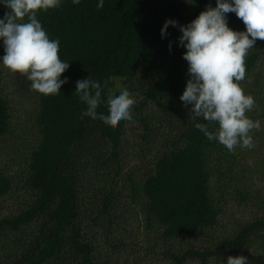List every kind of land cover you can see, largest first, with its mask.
<instances>
[{"label":"trees","instance_id":"obj_1","mask_svg":"<svg viewBox=\"0 0 264 264\" xmlns=\"http://www.w3.org/2000/svg\"><path fill=\"white\" fill-rule=\"evenodd\" d=\"M97 3L63 0L59 9L38 13L50 38L61 41V59L70 63L61 78H69V83L56 96L35 92V116L20 125L23 132L35 130L37 143L24 142L28 153L15 147L12 161L0 165V264H140L139 259L130 262L139 244L129 246L111 234L117 204L127 190L119 185L126 187L127 182L132 184V205L141 209L136 208L151 235V248H143L148 256L160 250L162 264H223L230 255L250 260L247 254L254 249L261 254H254L251 264L264 262V217L239 225L231 235L221 227L222 204L229 200L233 184L241 204L251 203L264 214V188L256 191L248 184L253 174L264 180V162L257 149L238 146L230 152L196 129V123L207 122L191 120V106L180 100L190 79L183 59L186 49L178 41L182 33L169 26L168 36L161 37L168 19L187 25L209 4L215 7L216 0H105L101 10ZM6 11L0 5V17ZM228 19L231 28L246 31L235 13ZM263 57L264 41L258 40L246 57L245 80ZM89 76L101 82L105 100L121 88L135 97L132 119L143 130L141 152L154 156V171L146 177L133 182V172L128 177L124 172L128 121L113 127L99 119H81L86 105L75 94L76 81ZM256 96V111L247 114L260 127L250 135L264 145L258 138L264 137V90ZM11 99L1 87L0 139L15 134L20 103ZM98 113L107 115V107L101 105ZM218 127L209 124L210 130ZM18 157L26 166L22 172L11 167ZM252 159L255 166L248 164ZM85 178L91 180L88 187H83ZM16 193L28 198L21 196L16 209L7 213L4 202ZM102 222L111 229L106 244L114 254L131 251L125 262L101 250L97 228ZM193 237L204 244L197 247Z\"/></svg>","mask_w":264,"mask_h":264},{"label":"clouds","instance_id":"obj_2","mask_svg":"<svg viewBox=\"0 0 264 264\" xmlns=\"http://www.w3.org/2000/svg\"><path fill=\"white\" fill-rule=\"evenodd\" d=\"M190 2V0H189ZM63 0H0L9 11L0 17V41L4 55L0 65L30 81L31 90L44 96H56L69 78H61L70 63L61 59V41L51 39L38 19V13L59 9ZM79 5L81 0H72ZM105 0H98L97 9L104 8ZM235 13L246 27L237 31L229 26L228 14ZM169 26L178 27L182 35L179 45L184 47L183 59L188 63L186 88L180 96L189 109L191 120L209 141H218L228 151L236 147H255L250 132L260 127L247 113L255 106V98L241 86L246 79V57L257 41H264V0H216L187 25L168 19L161 29V37L168 36ZM170 44V50H171ZM99 80L88 78L76 81L75 94L86 109L81 119H99L106 125L117 126L121 121L132 120L135 97L126 88L105 100ZM101 105L107 115L98 113ZM202 118V119H199ZM209 124H218L210 130ZM227 264H247L243 255L229 256Z\"/></svg>","mask_w":264,"mask_h":264},{"label":"rangeland","instance_id":"obj_3","mask_svg":"<svg viewBox=\"0 0 264 264\" xmlns=\"http://www.w3.org/2000/svg\"><path fill=\"white\" fill-rule=\"evenodd\" d=\"M2 57V55H0ZM261 80V84H258L257 80ZM30 81L26 79V77L20 75V74H14L7 68L0 65V88L3 87L9 95H11L12 99L18 103H20L17 116H15V119L13 121L14 125V132L12 138H2L0 139V165L2 167L7 166V163H10L12 161V153L14 151V148L17 147L16 151L24 150L26 153L28 151L23 147L24 142L26 143V146H32L34 143H37V139L34 137L35 130H30V127L24 129V132L21 129V124L24 123L25 118L30 121L35 116L36 112V103L35 100V91L31 90L30 87ZM16 84V85H15ZM241 86L244 88L245 92L248 94H251L253 97H257V94H260L264 90V57L258 64L255 71L250 75V77L245 80L243 83H241ZM257 93V94H256ZM11 99V100H12ZM253 110L256 111V105L254 106ZM252 112V111H250ZM254 112V111H253ZM252 112V113H253ZM249 114V112H248ZM247 116L249 117V115ZM251 115V114H250ZM250 118V117H249ZM142 127L138 125L136 121L133 119L128 121L126 124V133L123 137V144H122V150H123V167L124 172L126 173L127 177L128 174H131L133 172L134 177L132 179L133 182L138 181V179H142V175L146 177L149 173V171H154V156L148 155V152L145 153L141 152V146L139 139V136L142 135ZM258 137V136H257ZM260 139H264L261 137H258ZM254 140V139H253ZM259 142L258 140H254L255 147L252 149H257L258 154L260 155V160H263L264 162V145ZM245 150H248L244 148ZM17 155L19 152H17ZM146 155V156H145ZM145 156V157H144ZM18 157L17 161L13 162L11 164V167H13L14 172H22L26 168L24 162L22 159H19ZM256 159H259V156H255ZM255 159V160H256ZM257 161V160H256ZM250 166H255L253 159L248 162ZM261 171V169H260ZM253 177H249L248 184L253 186V189H256V191L260 188H264V180L261 181V174H253ZM86 179V178H85ZM87 182L83 183V187H88L89 182L91 181L90 178L86 179ZM246 184V182H243ZM132 185L131 182H127V185L121 183L119 187L121 190L127 189L124 193H122V198L117 204V210L116 214L118 216L117 222L114 223V229L112 231V238H116L119 240H123L125 244L131 246L134 243H138L139 246L137 247H131L129 249H133L134 254L130 252H122L119 256L114 254L113 250L109 247V245L106 244V240L108 239V232L111 230L109 228L108 222H102L101 225L97 228L100 235L99 244L102 246L101 250L110 256H113L112 259L120 258L121 263L126 261L125 255L132 254L130 257V262H136V260H141L140 264H162V253L160 250H157L155 255L148 256L146 252L144 251V247L151 248L152 242H151V235L147 234V232L144 230V221L141 218L142 216L139 215L137 212V209H140L136 205H132V197L131 192L128 189V186ZM233 184L231 187L232 193L234 191ZM94 188V187H93ZM92 188V190H93ZM91 193V191L89 190ZM255 192V191H254ZM230 194L229 200L227 199L226 202L222 204L223 209V215L221 216V227L225 230L228 235L233 234V232H236L238 230L239 225L248 224L253 222L256 218H262L264 217V214L262 211L258 210L253 204L246 203L245 205L241 204L239 202V199L234 195ZM21 196L23 198H28V196L24 197V194H15L11 197H8L6 202H4L7 206V213H12L13 210L16 209L17 203L20 201ZM17 198V200H15ZM86 200H88V194L86 195ZM7 208V207H6ZM141 210V209H140ZM36 230V229H34ZM211 234V233H209ZM106 235H108L106 237ZM193 241L197 242V247H201L203 244L199 243V239H196V237H193ZM138 250V251H137ZM259 251H256L254 249H251V251L247 254L248 258L250 260L256 259V255ZM113 254V255H112ZM261 254V253H259ZM247 260V264H251V261ZM253 262L255 260H252ZM264 263V262H260ZM258 263V264H260ZM139 264V262H138ZM194 264V263H193ZM216 264H220L219 262ZM223 264H227V262H224Z\"/></svg>","mask_w":264,"mask_h":264}]
</instances>
